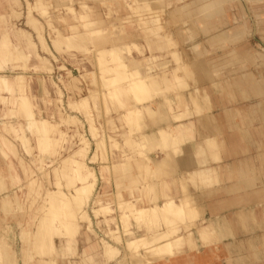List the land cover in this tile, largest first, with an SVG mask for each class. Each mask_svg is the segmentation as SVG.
<instances>
[{"label":"rangeland","instance_id":"1","mask_svg":"<svg viewBox=\"0 0 264 264\" xmlns=\"http://www.w3.org/2000/svg\"><path fill=\"white\" fill-rule=\"evenodd\" d=\"M204 1L205 0H152L150 5L152 7L154 6L153 8H155L156 15L160 18V21L156 22V24L164 22L165 25L163 23L159 30L155 29L149 31L150 28L145 22L140 21L141 24L137 21L133 23L127 22L126 25H123V29H120V35L115 36L117 28L113 30V26L119 24L117 17H110L109 19L104 9L99 5V0H84V2H86L91 8V10L88 11L90 12L89 16H103L106 20L104 26H106L107 29L104 31L102 40L97 43H90L81 36L71 40H65L63 38V35H68L73 32L71 29L72 25L80 26L76 32H81L82 36H85L87 32L91 31V28L82 25L79 13H83V10H81L78 5H74L78 14H75L74 11L71 12L68 10L67 7L73 4V0H0V38L7 37L8 41L16 42L21 50L26 49V46L31 44L35 51L40 55L36 58L32 56L29 57V59L25 57L19 58L18 53L13 52L10 54L8 53V50H5L3 57H0V74L7 73L6 75L10 79H14L18 74H26L23 89H25L26 93L29 95L31 109L34 112L35 117H41L43 115L45 119L53 124V127L49 132V136L52 137V140L50 141L48 150L43 151L44 148L42 145L45 141L41 140L40 136L35 132L33 133L32 131L26 130V115L23 113L20 106L13 103L17 96L22 92H8L7 90L0 88V149L9 154L7 162L4 163L2 160L3 156L0 153V165L6 168L13 166L17 175L15 179L7 181L0 177V180L3 182H0L2 185L0 188L3 189L5 184L7 185L6 187L11 190L14 188H21L19 196L20 202L24 206L23 209H21V212L25 224V233L31 232L33 234L34 232H38L42 225L46 237L49 238V236L55 232L52 231L53 227L46 220L51 218L50 215L53 211L51 210L48 193L57 190L58 187H60L61 191L70 195L74 191V185L80 184L79 181H76L78 180V174L74 171L75 163L73 159H71L74 148H76V144L74 143L79 142V148L83 146V143L80 142L82 138L79 133L80 131H82L84 136L85 134L87 135L85 141L89 142V149L84 161L92 170L94 169L93 171L98 178L93 192L84 204L80 205V203L74 201V205H76L75 207L79 212L85 210L87 214H89V218L86 219L78 218L79 214L75 220L76 223L79 224L76 233L77 243L75 244V249L72 248L70 251H62V237L54 235L57 248L61 250L59 254L55 253L54 256H51L52 258L55 257V259H57V264H89L88 262H90V264H140L138 256L135 253L128 251L126 242L134 237L143 235L146 232V227L141 226V228H138V224L132 220L127 222L125 217L122 216V212L119 210L120 206H125V202H120L121 199L118 194L121 189L123 190L126 199H131L133 196L136 197L137 200L135 199L134 204L140 207V204H142L141 198L149 191L150 183L157 185L160 189H164V183L161 180L163 176L160 175L159 177H155L152 173L149 174V172L145 171V169L140 166L136 176H132L138 181V183H134V190H124L122 189V182H119L120 180L117 181L119 177L116 178V176H114V161H112V159H107L109 157L108 153L111 152L112 154L114 150L117 153L122 152L124 158H127V156H136L137 152L141 149L140 146L144 144V138L142 139V137L137 134L139 132L138 129L135 132L132 131L131 136L127 139L122 136H111L116 135L115 132L117 131L122 133L125 129L130 130L133 125L134 128L138 125V122H135V124L130 122L129 124L124 117L118 118V116H116L125 110V106H123L122 102H128L129 100L135 101L137 97L142 99L146 97V95L144 97L141 93L139 95V91H137L136 97L134 98L133 95H135L136 92L131 93V91L126 90V83H129V80H131L133 76L131 72L132 67L138 66L141 76H148V73L155 75L157 77L156 80L158 81V84L160 83L159 85L161 87L166 85L161 75V68L164 67L165 64L167 66L171 65V67H181L178 74L183 76L182 82H184V85L187 83L189 89H193L190 93L195 95V102L193 103L197 104L199 91L196 87H192V83H198L196 81L198 75L199 79H201L208 74V71L205 70L207 65L204 63L212 60L213 69H211V73L209 72V74H218L217 78H219L220 81H223V79L227 78V76H224L223 74H227L229 68H233V70L230 71V74L234 73L238 75L237 78L243 73H249V75H247L249 77L245 79L244 83L252 88L254 93H256L257 96H260V98L264 96V60L257 58V55L263 54L264 56V0H229L228 2L223 3V6L227 3L238 4L243 10L245 9L249 15V17L246 18L247 27H229L226 21L225 24L224 21L223 24H220L221 21L225 19V14L223 15L224 17H222V14L219 16L214 13L215 17L207 19L198 15H183L176 10L178 7L182 6L184 8L190 4L192 6L191 8H195L196 6L202 5ZM136 7H138L137 14L133 15L131 11H127V13L125 10L122 11V17H130V20L133 21L138 18L149 16L148 14L152 11L148 10V6L136 5ZM43 9L45 12H43ZM31 10L32 15L36 18V28L29 26L27 23L28 15ZM257 14L260 15V17L256 16ZM91 18L93 17H90V19ZM210 22L214 23L215 30L210 29ZM216 24H218L217 27ZM152 26L154 27V25ZM117 27L120 26L118 25ZM205 27L208 29L206 32L203 31V29H206ZM21 28L26 29V32H24L26 36L22 34L20 30ZM135 29L139 35H143V33H153V42L151 40H143V37L139 36L137 42L127 45L126 49V45L124 46L122 44L128 43L132 40L131 37L133 36V33L136 32ZM108 35L115 39L117 38L116 44H121L120 46H117V55L114 54L111 56L103 50H109L112 48L109 43L105 45V36ZM159 35H165L164 38L166 40L169 38L174 41L175 44L169 46L164 40L159 39ZM102 42L105 46L102 45ZM196 45L198 46L197 49L194 47ZM102 51L104 52V55L101 54ZM171 51L178 52L177 57L179 58V61L176 62L172 59L170 64H168V59L171 57ZM155 55L158 57L154 58ZM118 56L121 61L127 63L129 67L124 69L125 67L123 68L120 66L119 70L114 73L115 77L119 76L120 80L118 82L115 81L108 83L106 80L107 73L104 70L107 66L115 65L116 62L113 61V58ZM132 56L140 59L142 63H137V66L130 65L132 64ZM79 61H81L83 68L77 66ZM95 62L98 65H96ZM214 62L216 64L220 63L214 65ZM243 62L247 63L243 64ZM210 66L212 68V65ZM198 68H202L206 72L204 71L203 74H198ZM129 71L131 73H129ZM171 81L172 89L165 90L161 95L156 93L157 88L154 87V84L149 86V93L151 95L154 94L153 103L160 102L167 98L172 99L173 97V99H175L174 103L177 101V103L181 104L179 100H182L183 104H185L184 94L187 91V87L179 86V84L175 83L174 79ZM114 83L119 84L118 86L124 87L123 90L119 91L117 97H112V94L109 93L110 89L114 88ZM222 83L223 82H221V84ZM91 86L95 88L97 87L98 92L92 93L91 91L90 93L89 90L92 88L89 89L88 87ZM72 88L76 90H73L75 92L72 93V98H74V100L87 94V96H90V102L92 103V122L97 126L96 133L98 136L96 140L103 139L104 136L103 140H107V144L109 146L111 145L110 147H107L106 144L104 146L107 150L106 152L104 149L105 154L108 156L107 158H105L106 155L103 156L101 152L102 150L98 148L99 144H96L97 141L91 138L92 134L90 135V131H88L83 116L74 119L71 118L73 113L71 114V112H66L65 110L64 114H61V116L58 117L60 113L57 112L56 106L59 105V102L56 98L61 96L64 104H68V101L72 99L70 98ZM81 89L84 91L83 93ZM176 93H178V95ZM191 94L190 98L192 97ZM100 96L103 97V103L100 101ZM4 97H6L5 100ZM177 107L179 108V105H177ZM103 112H105V117H103ZM104 124L108 126L105 127ZM146 129L147 128H144L143 130ZM154 131H156V129L149 130L146 135H152ZM107 134L110 135L108 139ZM25 136L28 137V140L24 144L23 138ZM114 139L118 141L116 147H112V141L113 143L116 142ZM5 141L8 143L7 146ZM165 141H167L166 143L169 141L172 143L169 136L166 137L163 133H160L158 140L154 143V146L151 147V149L145 147L142 148L141 151L146 150V153L149 152L148 155L156 150L164 152ZM136 143H138L137 145L140 148L136 147ZM10 148L11 152H9ZM80 150L76 148L75 151ZM81 152H78V155H76V160L80 162L83 160V154H81ZM151 161L155 162L153 159ZM121 164L122 160H119L117 165ZM110 166L112 168L111 170L109 168ZM131 169L130 166L122 177L131 178ZM161 171H163V169H161ZM161 174H163V172ZM155 180H161V182H154ZM58 183L60 184L58 185ZM144 184L148 185L144 187ZM1 189L0 194L2 195L4 192ZM131 192L134 194H130ZM153 192L154 191L150 192V196H153ZM160 192L159 201L161 203L164 192L162 190H160ZM89 199L92 200L90 203ZM145 204L151 205L150 202ZM103 205L109 207V210L103 209L100 211ZM48 209L49 212L47 211ZM111 209L116 210V212L111 213ZM12 212V207L9 209L0 208V215H2L3 218L4 216L18 214V212ZM116 216L117 218L119 217V219H117ZM202 219L203 217L201 218V216L197 217L198 224H201ZM158 225L159 226L157 227L162 229L160 228L162 223L158 222ZM13 228L10 231L13 234V242H16V245H23L19 236L14 233L17 231H14ZM112 235L115 236V239ZM46 241L47 240H45V242ZM105 241L117 246L119 249L117 256L110 258V255L107 254V250L103 248V243ZM27 247L29 248L28 250L25 248V251L21 252L22 256L19 258V262L27 259V256L33 258L32 262H38L46 257L50 258L48 256L49 254L40 257L41 255L36 250H33L31 245ZM215 247H217V245ZM142 252H144L143 249ZM123 253L125 254V258L123 257ZM88 258H90V260ZM132 259H134V261ZM182 259L183 260L180 261L179 264H187L183 256ZM216 259L217 258L214 260ZM131 260L133 262H131ZM195 260L197 262L196 257H194V262L192 264L196 263ZM226 261L227 263L220 258L218 262L216 260V263L231 264L230 260L226 259ZM238 261H236L235 264H244L243 259H241V262ZM212 262L214 263V261ZM156 264H172V259L163 260Z\"/></svg>","mask_w":264,"mask_h":264},{"label":"bare ground","instance_id":"2","mask_svg":"<svg viewBox=\"0 0 264 264\" xmlns=\"http://www.w3.org/2000/svg\"><path fill=\"white\" fill-rule=\"evenodd\" d=\"M73 1H74L73 4L71 6L67 7L68 10L71 12L74 11L75 14H78V11H76V9L74 7V5H78L79 8L81 10H83V13H79V18L82 21V25H84L85 27L91 28V31L87 32V34H85V36H82L81 32H79V33L76 32V30H78L80 26L79 25H72L71 29L73 32L68 34V35H63V38L65 40H71L73 38L81 36L82 38L84 37L85 40L87 42H90V43L100 42L103 38L104 31L107 29L106 26H104V23L106 22L105 18L103 16H89L90 12H88V11L91 10V8L86 2H84V0H73ZM141 1H143V2H141ZM151 1L152 0H99V5L101 6L102 9H104V11L108 15L109 19H110V17H117V21L119 24H116L113 26V30H115L117 28L116 29V35H115V36H117V35H120L119 34V33H121L120 29H123L122 28L123 25H126L127 22L128 23H133L135 21H137L138 23H140V21L145 22L148 25V27L150 28L149 31L155 30V29L159 30L162 27V24L164 22L161 24L157 23L158 25L156 24V22L160 21V18L158 15H156L155 8H153L154 6L152 7L150 5L152 3ZM156 2H155V4H156ZM221 3H223V2H221V0H218V1H216V0H205L202 5L196 6L195 8H191L192 6L190 4L184 8L182 6L178 7V9H176V10H178V12L180 14L182 13L183 15H198L200 17L212 19L213 17H215L214 13L217 14V12H218L217 15L220 16L221 15L220 10L221 11L224 10L222 8H220V9L216 8V6L217 7L220 6ZM136 5L148 6V10H152L151 11L152 13L150 12L148 14L149 16H147V17L138 18V19L133 20V21L130 20V17H127V16L122 17V11H125V10H126V12L131 11V13L133 15L137 14V10H138L137 8L138 7H136ZM141 9H143V8H141ZM43 12H45L44 9H43ZM223 14L224 13H222V17H224ZM256 16L260 17V15H258V14ZM90 17H93V18L90 19ZM35 20H36V18L34 17V15H32V10H31L29 12L28 20H27L28 25L32 26L33 28H36L35 27ZM222 21H221V23H222ZM224 21H225V19H224ZM226 22H227V20H226ZM252 23H253V21H252ZM257 23H258V21H257ZM118 25L120 27H117ZM152 25H154V27ZM164 25H165V23H164ZM210 26H211L210 29L215 30V26H214L213 22H210ZM216 26H217V24H216ZM20 30H21L22 34H24V32H26V29L21 28ZM207 30H208L207 28L203 29L204 32H206ZM139 36H142L143 40H146V41L151 40L153 42V40H154L153 33H151V34L143 33V35L142 34L139 35V33H137V30H136V32L133 33V36L131 37L132 40L128 43H123L122 45H124V46L126 45V49H127V45H131L132 43L137 42V39ZM164 36L165 35H163V36L159 35V39L164 40V42L166 44H168L169 46L172 44H175L174 41H172L169 38L166 40L164 38ZM58 37H59V35H58ZM51 38H53V37H51ZM211 39H213V38H211ZM116 42H117V38L115 39L113 37H110L109 35L105 36V45L107 43H109V44H111L110 47H112V48H110L109 50H106V49H103V50L105 52L109 53L111 56H113L114 54L117 55V51H116L117 46H120L121 44H116ZM102 45L105 46L103 42H102ZM194 47H195V49L198 48L197 45ZM5 50H8L9 51L8 53H10V54H12L13 52L18 53L19 58L25 57V58L29 59V57H31V56L36 58L39 55L37 53V51H35L34 47H32L31 44L27 45L26 49L21 50V48L18 46V44L16 42L8 41L7 37H2V38H0V53H1L0 57H3ZM101 54L104 55V52L102 51ZM177 54H178L177 51H171V57H169V59H168L169 60L168 64H170L172 59H174L176 62L179 61ZM106 55H108V54H106ZM262 56H263V54L257 55V58L264 60V56L263 57ZM100 57H101V55H100ZM157 57L158 56H156V55L154 56V58H157ZM131 58H132L131 59L132 64H130V65H132V66H135L137 63H140V64L142 63V61L140 59L136 58L135 56H132ZM95 60H96V57H95ZM113 61L116 62L115 65L107 66L108 69L105 68V70H104L107 73V79L106 80L108 83L115 82V81L118 82L120 80L119 76L115 77V74H114L115 72H117L119 70L120 66H122L123 68L125 67L124 69H126V67L127 68L129 67V65L127 63L121 61L119 56L113 58ZM96 65H98V64L96 63ZM77 66L79 68H83L81 61L78 62ZM165 66L161 68L162 69L161 75H162L164 82L166 84L163 87H161L159 85L160 83L158 84V81L156 80L157 77L155 75L148 73V76H141V73L139 71L138 66L132 67L131 72H132L133 76H132L131 80H129V83L128 82L126 83V86H127L126 90L131 91V93L136 92L135 95H133L134 98L136 97L137 91H139L138 92L139 95L141 93L142 95H144V97L146 95V97L143 99L137 97L135 101L129 100L128 102H122L123 106H125V110L122 111L121 114H119V115L117 114L116 116H118V118L124 117L126 119L127 123H129V124H130V122L134 123V124H135V122L136 123L138 122V125L135 128L133 125L130 128V130L125 129L124 131H122V133H120V131H117V132H115L116 135H111V136H115V137L122 136L123 138L127 139V138H129V136H131L132 131L135 132L138 129L139 132L137 134L140 137H142V139L144 138V144H142V146H140L141 149L139 152H137L136 156H127V158H124V156H122V152L117 153L115 150L112 153L113 155L111 154V152L108 153L109 157L107 156V154H105V151H104L105 144L107 147H110L111 145L109 146L107 144V140L106 141L103 140L104 136H103V139H99V140L97 139L96 140V138L98 136L96 133L97 126L95 124H93V122H92L93 121L92 117H91L92 103L90 102V96H87L88 94L79 97V99H77V100H74V98H72V93L75 92L76 90L74 88H72V92L70 94L71 95L70 98H72V99H70V101H68V104L66 103V105L64 104V101L61 99L62 98L61 96L60 97L58 96L56 98L59 102V105L56 106L57 112L60 113V115H58V117L61 116V114H64V111L66 110V112H71V114L73 113L71 115V118L76 119V118H79V116H83L85 118V123H86V126L88 127V131H90L89 132L90 135L92 134L91 138L95 139L97 141L96 144L97 145L99 144L98 148L102 150L101 152H102L103 156L106 155L105 158L108 157L107 159H112V161H114V174H115L114 176H116V178L119 177V179L118 180L116 179V180L117 181L120 180L119 182H122L121 183L122 189H124V190H134V183H136V182L138 183V181L136 179H134L132 176H134V177L136 176L140 166H142V168H144L145 171L149 172V174L152 173V175L155 177H159L160 175H162L161 173L163 171H161V169L163 167L160 166L159 163H158L159 165H155V163L153 161H151L152 160L151 156L148 155L149 152L146 153L145 149H144L145 151H141L142 148L148 147L151 149V147L154 146V143L158 140L160 133H163L164 136H166V137L169 136L173 145L174 144L177 145L180 142V140H178L179 131L173 130L170 128L165 129L164 126H165V122H166V125L169 126V124L172 120L179 121V120L183 119V117L186 116V112H176L175 107L173 105V101L169 98L161 100L160 102L153 103V95L154 94L152 93L153 95H151L149 93V89H148L150 85L154 84V87L157 88L156 93L158 95H161L164 93L165 90L172 89V86H171L172 81L171 80L174 79L176 84H179V86H184V87L186 86L187 91L190 90L188 87L189 85L187 83H185V85H184V82H182L183 76L181 74H178V71L181 69V67H171V65L167 66L166 64H165ZM212 68H213V64H212ZM109 71H110V73H109ZM204 71L205 70H203L202 68H198V72L200 74H203ZM131 72L129 71V73H131ZM27 73H29V72H27ZM6 74L5 73L0 74V88H2L3 90H7L8 92H12V91L13 92L14 91L22 92L17 96V98L15 99V101L13 103L20 106L23 113L26 115V120H27V123L25 125L26 130L32 131L33 133L35 132L36 134H38L40 136V139L45 141V143H43V145H42V147L44 148L43 151H47L48 146L50 144V141L52 140V137L49 136V132H50V129H52L53 124L49 120L45 119L43 117V115L41 117H35V114H34L33 110L31 109L29 95H28V93H26L25 89H23L24 88V78H25L26 74L25 75L24 74H18V75H16V77H14V79H10ZM246 74H249V73H246ZM170 76H171V78H170ZM94 77H95V75H94ZM37 83H39V82H37ZM116 83H114L115 84L114 88L110 89V92H109L112 94L111 95L112 97H117L119 91L124 89V87L118 86L119 84H116ZM235 84H236V82H235ZM238 84H236V85H238ZM232 86H233V84H232ZM88 88L89 89L92 88L91 90H89L90 93H91V91H92V93L98 92L97 87L95 88V87L91 86ZM222 89H224V88H222ZM222 89H221V91H222ZM73 90H75V91H73ZM40 92H41V90H40ZM83 92L84 91L82 90V93ZM101 94H103V93H101ZM176 94L178 95V93H176ZM77 96H78V94H77ZM109 96H110V94H109ZM191 96H192L191 101L193 103V102H195V95H193V93H192ZM5 98L6 97H4V100H5ZM51 100H54V99H51ZM104 100H105V98H104ZM100 101H101V103H103V97L102 96H100ZM179 102L182 103L183 101L179 100ZM215 103H216V99H215ZM179 104L180 103H177V105H179ZM184 105L187 106L186 103ZM98 107H100V106H98ZM186 108L188 109V106ZM103 117H105V112H103ZM112 118H113V116H112ZM203 118H204V116H203ZM63 119H64V117H63ZM205 119H208V118H205ZM210 119H211V117H210ZM149 121L151 123V126L149 125ZM209 124H211V122ZM104 126L107 127L108 125L104 124ZM212 126H213V124H211V127ZM144 128H147V129L150 128V130L156 129V131H154V133H152V135H146L147 131L143 130ZM217 132L218 131H215L216 135H217ZM79 133H80V136L82 137L80 142L83 143L82 144L83 146L80 145L81 147L79 148L78 147L79 142L74 143V144H76L75 145L76 148L78 150H80V149L81 150L75 151L76 148H74V152H73V155L71 156V159H73V161L75 163L74 171H76L78 174V176H77L78 180H76V181H79L80 184L74 185V191L70 195H68L64 191H61L60 187H58L59 190L58 189L53 190V191H50L48 193V196L50 198L51 210H53V211L50 215L51 218L50 219L48 218L46 220L53 227L52 231H55V232H53V234L51 236H49V238L45 236L43 225H42V227H40L38 232H34L33 234L31 232H30L31 234L25 233V231H24V228H25L24 225L25 224L23 222L24 219H22L23 215L21 212V209H23L24 206L21 204L20 196H19L21 188H14L13 190H11V189L6 187L7 186L6 184L5 185L3 184L4 185L3 189L0 188L4 192L2 195L0 194V208L9 209L12 207L13 208L12 213L18 212V214H14L11 216H9V215L4 216V218L2 217V215H0V264H57V262H56L57 259H55V257L54 258L51 257L52 255L54 256V254L56 253V242H55L54 235L62 237V239H64L66 241L65 243H63L62 250L66 249V248L71 249L72 241L77 238L76 233H77V229H78L77 227L79 226V224H77L75 221L77 219V216L80 214L78 218H81V219L89 218L88 217L89 214H87V212L85 210H82L79 212L76 209V207H75L76 205H74L75 204L74 201L80 203V205L84 204L86 202V200L89 198V196L91 195V193L93 192L94 187L96 185V182L98 181V178L93 171L94 169L92 170L91 167L88 166V164L85 163V161H84L85 156H86L88 149H89V142L85 141L87 135L85 134V136H84L82 134V131H80ZM109 137H110V135L107 134V139ZM111 138H114V137H111ZM222 138H223V136H222ZM27 140H28V137L25 136L23 138V143L25 144ZM114 141H116V139H114ZM141 141H143V140H141ZM117 142L118 141L113 143V141H112V147H116L118 144ZM166 142L167 141H165L164 144ZM168 143H171V142L169 141ZM5 144H6V146L8 145V143H6V141H5ZM137 144L138 143H136V145ZM136 147H138V145ZM140 147H138V148H140ZM167 147L169 148V146H167ZM225 147H226V144H225ZM150 149H147V150H150ZM219 150H222V148H220ZM9 152H11V148L9 149ZM78 152H81V154H83V157H82L83 162L76 160V158H77L76 155H78ZM83 152H85V153H83ZM106 152H107V150H106ZM167 152L169 155L170 151H167ZM0 153L3 156L2 157L3 162L4 163L7 162L9 154L5 151H2L1 149H0ZM111 156H112V158H111ZM119 160L120 161L122 160L121 165H117ZM130 166L132 168L131 169L132 171L130 173L131 178L130 177H125V178L122 177L123 175H125L126 170H128ZM169 167H170V165H169ZM13 168H14L13 166L6 168V167L0 165V175H1L0 177H1V179H4L6 181L15 179L17 177V175H16V172L14 171ZM109 168H110V170L112 169L111 166ZM169 169H171V167ZM143 180H144V178H143ZM113 181H115V180H113ZM0 182H2V180H0ZM170 182H171V184L173 183V181H170ZM178 182L182 183L181 180ZM59 184L60 183H58V185ZM183 184H184V182L182 183V185L180 184L179 186L183 187ZM146 185H148V184H144L143 186L146 187ZM173 185H175V184H173ZM0 186H2L1 183H0ZM175 186H177V184ZM180 189L186 190V187L185 188L183 187ZM6 190H8V191H6ZM160 190H162L164 192V193L162 192L163 193V200L161 203L159 201ZM172 190H173V188H172ZM95 191H96V189H95ZM151 191H154L153 196H150ZM174 193H176V192H174ZM130 194H134V193L131 192ZM186 194H187V191H186ZM118 195H119V198L121 199L120 202H122V201L125 202V206H120L119 210H120V212H122V216L125 217L127 222H129V220H132L138 224V228H141V226L146 227V229H145L146 232L143 235H140L139 237H134L131 240H128L126 242L127 243L126 246H127L128 251L135 253L138 256V260H139L140 264H156V263L162 262L163 260H167V259H172V264H179V262L183 260L182 256L184 257L185 262H187L188 264H191L193 257H192V255H189L187 252H195L199 249L200 246L209 248V251L213 252L214 251L212 248L213 244L220 243L226 236L223 229L221 227L217 226V224L212 220L208 221L205 218H203L201 224L200 223L198 224L197 217L201 216V218H202L204 215L201 212V210L198 208L196 199L193 198L194 196L192 197L191 195L187 194L186 196L177 197V196H174L173 193L172 194H170V193L165 194L164 189H160L157 187V185L152 184V183L149 184V191L142 196V198H141L142 204H140V207H138L134 204L136 197L133 196V198H131V199H129V198L126 199L125 195L123 193V190H121V189H120ZM199 196H200V194H199ZM99 198H100V196H99ZM132 199H134V200H132ZM90 201H92V200L89 199V203H90ZM149 202L151 205L145 204V203H149ZM87 205H89V204H87ZM15 209H18V210H15ZM103 209L109 210V207L103 205L101 207L100 211ZM114 209H115V206H114ZM47 211L49 212V209ZM110 212L114 213V212H116V210L111 209ZM251 213H253V212H251ZM237 214H239V212ZM243 216L241 215V217H243ZM119 217H120V215H119ZM119 217L117 218V216H116L117 219H119ZM251 217H252V219H254L253 216H251ZM244 221H245V219H244ZM158 222L162 223V226L160 225V228H162V229H159L157 227V226H159ZM155 223H156V225H155ZM241 224H243V222ZM242 227H243V225H242ZM12 228L14 231L16 229H19L18 231H20V232H14V233L19 236L23 245H20V244L16 245L17 243L13 242L14 241V238L12 237L13 234H12V232H10ZM230 228H231V226H230ZM221 230H222V232H221ZM246 230L248 231L249 229H246ZM111 232H113V231H111ZM112 236L115 239V236L114 235H112ZM103 239H104V237H103ZM45 240H47V241L45 242ZM116 240H118V239H116ZM120 241H121V239H120ZM26 245L27 246L31 245L32 249L36 250L41 255L40 257L45 256L46 254H49L48 256L50 258L46 257L45 259L43 258V259L39 260L38 262H32L33 258H30L27 256V259L22 260V262H19L18 260L22 256L21 252L25 251L24 250L25 248L27 250L29 249ZM47 247H48V249H47ZM103 248L105 250H107V254L110 255V258L111 257L113 258V257L118 255L119 249L117 248V246L112 245L108 241H105L103 243ZM142 249L144 252H142ZM124 251H125V249H124ZM185 254L188 256H185ZM130 256H132V255H130ZM123 257L125 258V254ZM126 257H128V256H126ZM218 257H220V255L217 254V258ZM132 260L134 261V259H132ZM132 260H131V262H133Z\"/></svg>","mask_w":264,"mask_h":264},{"label":"crops","instance_id":"3","mask_svg":"<svg viewBox=\"0 0 264 264\" xmlns=\"http://www.w3.org/2000/svg\"><path fill=\"white\" fill-rule=\"evenodd\" d=\"M228 1L221 0L223 3ZM223 3L216 8L224 9L220 10V14H225L228 26L247 27L246 18L249 17L247 11L238 4L227 3L223 6ZM223 21L220 24H223ZM204 64L207 65L205 70L208 74L201 79L198 75L196 80L198 83H192V87L199 91L197 104L191 102L190 91L193 89L184 94L188 109L183 102L178 108L177 101L174 103L175 99L170 98L176 112H186L183 119L179 121L171 119L169 126L166 122L164 126L165 129L178 130L180 142L177 145L165 143L164 152L156 150L149 156L156 160L155 165L160 164L163 167L161 180L164 183L165 194L173 193L177 197L187 194L194 196L198 208L204 215L203 218L214 221L226 234L220 243L213 244V252L203 246L195 253L187 252L193 259L197 258L194 264H218L216 260L218 262L220 258L225 263L226 259L230 260L231 264L238 260L241 262V259L244 264H264V96L260 98L244 83L249 74L243 73L236 78L238 75L230 74L229 71L233 68H229V73L223 74L227 78L220 81L216 77L218 74H209L213 69L210 66L213 62L208 61ZM218 64L214 62V65ZM235 82L239 84L236 85ZM210 122L213 124L212 127ZM149 125L151 126L150 121ZM149 130L150 128L146 129ZM214 130L218 131L217 135ZM220 148L222 150H219ZM167 151H170V156ZM161 180L154 182L158 183ZM180 180L184 182L183 187H186V190L180 189L183 188L179 186L182 185L178 182ZM18 230L16 229L20 232ZM65 242L62 239V243ZM76 243L77 238L72 241L71 249L66 248L62 251L75 249ZM216 245L217 247H214ZM60 252L56 245V253ZM217 254L220 257L217 258ZM215 258L217 259L214 260Z\"/></svg>","mask_w":264,"mask_h":264}]
</instances>
